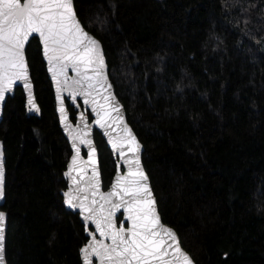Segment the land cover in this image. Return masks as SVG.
Here are the masks:
<instances>
[{"label":"trees","instance_id":"obj_1","mask_svg":"<svg viewBox=\"0 0 264 264\" xmlns=\"http://www.w3.org/2000/svg\"><path fill=\"white\" fill-rule=\"evenodd\" d=\"M74 2L103 42L163 220L196 264H264V0ZM27 58L41 116L18 87L0 124L7 262L82 264L86 227L62 195L71 149L37 37ZM96 141L107 187L117 161Z\"/></svg>","mask_w":264,"mask_h":264},{"label":"snow or ice","instance_id":"obj_2","mask_svg":"<svg viewBox=\"0 0 264 264\" xmlns=\"http://www.w3.org/2000/svg\"><path fill=\"white\" fill-rule=\"evenodd\" d=\"M34 34L42 40L44 54L52 65L50 70L54 74L59 69V75H65L66 78L68 68H72L77 76L81 77V80H77L75 83L88 82L89 89L94 87L92 81L96 76L103 74L104 59L97 41L88 36L77 19L73 0H23V2L22 0H0V103L4 101L5 94L12 90L17 81H23L24 86L29 90L28 103L34 109L36 108L32 99L28 66L24 55L25 45ZM89 71H92L94 75L89 76ZM57 86L59 90V79H57ZM83 94L90 95L89 92ZM105 100L107 104L108 98L106 97ZM106 104L99 105L103 111L102 115L100 112L96 113L99 116L96 123L101 128L105 126L111 116ZM60 111L63 113L64 108L61 107ZM64 119L66 121L67 117L65 116ZM126 131V138L120 143L114 141L113 148L119 150L127 144L129 151L138 153L139 143L130 129ZM81 143H87L89 146L92 144L90 140L83 139H81ZM95 152V148H92L89 155L92 165L96 164ZM79 154L80 149L76 148L72 168L66 174L72 178L73 184L80 183L76 176L72 175L74 171H77ZM133 163L137 165L136 170L133 171L130 168L127 176L117 177L112 191L101 196L105 203H111L113 196L119 197L120 203L112 204V209L119 210L121 207H125L128 213L126 219L131 222V226L128 229L123 226L117 229L111 220L115 212L109 210L104 219L108 220L112 244L100 243L99 246L96 243L90 244L88 248L83 249L85 260L91 264V260L88 258L90 248L91 255L99 257L102 264L104 261H108L110 264H173V261H180V264H193L191 258L181 251L175 233L161 224L155 209L156 201L146 183L148 178L139 167V158L137 157L135 161H128L130 166ZM82 172L83 169H80L77 174ZM92 181L91 187L96 190L92 195L95 196L100 188L99 172L95 167H93ZM80 191H85V189H80ZM66 195L67 203L71 207H80L84 212L89 213L85 219L94 221L100 234L105 235L101 227V219L92 215L94 209L83 202L74 203L73 201L77 197H74L71 192ZM125 196L130 199L126 200ZM3 197L4 170L2 153H0V199ZM87 199L88 197L85 196L84 200ZM96 203V200L92 201V204ZM99 211H104L103 205L100 206ZM4 219V214L0 213V254L3 252ZM169 240L173 243H169ZM169 256L172 259H167ZM0 261H2V255H0Z\"/></svg>","mask_w":264,"mask_h":264},{"label":"water","instance_id":"obj_3","mask_svg":"<svg viewBox=\"0 0 264 264\" xmlns=\"http://www.w3.org/2000/svg\"><path fill=\"white\" fill-rule=\"evenodd\" d=\"M23 2V0H22ZM73 7L76 12V17L79 20L82 28L84 31L88 34L89 37L97 41L99 45V50L103 55L104 59V70L103 74L100 76H96L95 79L92 81L94 84V87L89 89L88 88V82H82L81 84L75 83L77 80H81L80 76H77L76 72L72 70V68H68L66 72V78L65 75H59V69H57V73L54 74L53 71L50 69L52 68V65L49 63L48 58L44 54L43 49V43L42 40L39 38L38 35H33L29 38L28 43L25 45L24 49V55L27 62V71H28V80L31 84V93H32V99L34 100V103L36 105V108L34 109L32 105L28 103L29 101V90L24 86L23 81H17L10 92L5 94V99L2 103H0V124L2 123L4 119V110L7 103V100L9 97H12L15 95L16 89L18 87H21L25 99H26V106L27 111L31 115H35L40 117L41 116V108L37 100L36 96V90H35V84L32 78L31 69L29 66V61L27 58V47L33 37H37L39 39V43L41 45L42 49V55L43 59L46 63V68L48 75L51 79L52 86L55 93V101H56V112L59 118V124L60 128L65 135L66 139L69 142L70 149H71V155L69 157L67 168L65 171V176L67 178V189L62 192L64 205L65 207L72 211L73 213H77L80 217V220L86 227V235L88 236L87 242L83 245L81 248V262L82 264H88V262L85 260V253L83 252V249L88 248L90 244L96 243L97 246H99L100 243H103L104 245H111V237L109 235V228H108V220L104 219V217H107L109 210H112L115 212V215L111 217L112 222L115 224L116 228L119 229L121 226H123L125 229H128L131 226V222L128 221L126 218L128 216V213L125 209V207H121L119 210L112 209V204L120 203L119 197L113 196L111 197V203H105L104 200L101 199L102 195H106L107 193L111 192L113 189V186L116 183L117 177L120 176H127L130 168L131 170L135 171L137 168V165L133 163L131 166L128 164V161H135L136 158H139V167L143 170L145 175L147 176L146 183L151 189L152 196L156 201L155 209L157 214L159 215L161 224L168 229H171L172 232L175 233V236L177 240L179 241V246L181 251L184 254H187L193 264H196L195 260L193 259L192 255L183 247L179 234L176 231L174 227L169 225L163 220V217L161 215V212L158 207L157 198L155 195V192L152 187L151 178L144 166L143 163V153L145 150V147L143 143L141 142L139 136L137 135L136 131L134 130L133 126L128 121L127 112L125 105L122 103L120 98L118 97L114 85L112 83V80L110 78L109 74V64L108 60L105 54V49L103 42L91 31H89L81 21L80 17L77 14V10L75 7V2L73 0ZM89 76H93L94 73L92 71H89ZM57 79L60 80V86L58 90L57 86ZM89 92L90 95H84L83 93ZM108 98L107 104L105 98ZM87 100V103L85 101ZM107 107V110L111 113L110 118L107 120V123L103 128H101L97 123L96 120L99 119V116H97V112H100L101 115L103 114L102 109L99 107V105H105ZM69 105L72 106L75 111V118H72V114L69 110ZM61 107L64 108V112L62 113L60 111ZM38 109V110H36ZM67 117V120L65 121L64 117ZM127 129L131 130V133L133 136H135L136 141L139 143V152L133 153L129 151V146L125 144L123 148L117 150L113 148V142L120 143L123 141L127 136ZM96 132L100 133L104 140L106 141L108 148L111 150L113 157L116 159V171L112 177L111 183L105 187L103 177H102V170H101V163H100V151L98 148V144L96 141ZM75 137V138H74ZM81 139L88 141L90 140L92 142L91 146H89L87 143H81ZM76 148L80 149L79 158L77 161V171H74L72 173L73 176H76L77 180L80 181L79 184H73L72 178L68 175H66L70 169L72 168V160L73 157L76 156ZM92 148H95V160L96 164L92 165L89 161V155L91 154ZM0 153H2V161H3V170H4V197L3 199H0V213L4 214V222H3V252L2 254V261H0V264H8L7 257H6V244H7V225H8V214L7 211L3 208L6 200V165H5V152H4V142L3 139L0 137ZM123 153V154H122ZM93 167L96 168V170L99 172V179H100V188L99 192L93 196L92 193L96 191L94 188L91 187V184L93 183L92 177H93ZM80 169H83V172L79 175L77 174L80 172ZM80 189H85V191H80ZM71 192L74 197H77L73 202L76 204H80L83 202L84 204L92 207L94 209V212L92 215L96 216L97 218L101 219V227L103 228L105 235H101L100 231L97 230L96 225L94 221L92 220H86L85 216L89 215V213H86L83 211L80 207H71L68 203V197L66 193ZM87 196L88 199L84 200V197ZM126 200L130 199V197L125 196ZM96 200V204H92V201ZM103 205L104 211L100 212V206ZM169 243H173L171 240H169ZM103 251V249H101ZM172 251L171 249L169 250ZM89 260H91V264H102L101 259L97 256L91 255V249L89 248ZM167 259H172L171 256L167 257ZM103 264H110L108 261H104ZM173 264H180V261H173Z\"/></svg>","mask_w":264,"mask_h":264}]
</instances>
